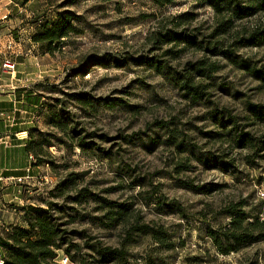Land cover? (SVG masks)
Here are the masks:
<instances>
[{
	"label": "rangeland",
	"instance_id": "374dc122",
	"mask_svg": "<svg viewBox=\"0 0 264 264\" xmlns=\"http://www.w3.org/2000/svg\"><path fill=\"white\" fill-rule=\"evenodd\" d=\"M11 1L14 36L17 27L27 28L30 54L22 77L10 75L13 102L6 112L14 123H29L26 134L13 136L26 144L14 163L30 165L40 181L24 193V206H0L3 223L28 228L26 207L49 209L65 231L63 249L69 246L77 259L59 250L57 264H264V240L225 255L210 237L228 230L233 206L250 222L264 221V123L248 109L264 108V83L220 54L231 49L264 69V44L237 43L264 28V12L219 35L216 26L229 14L206 0L163 7L154 0ZM65 11L77 16L76 32L48 53L33 38ZM184 14L187 20L180 19ZM169 31L194 36L204 47L218 43L216 52L165 43L161 35ZM188 76L202 87L200 100L180 88ZM32 94L39 107L27 111ZM214 112L235 119L257 149L238 147ZM1 196L10 201L11 191ZM141 226L150 232L134 231ZM100 247L121 250L123 260L103 261Z\"/></svg>",
	"mask_w": 264,
	"mask_h": 264
},
{
	"label": "trees",
	"instance_id": "16d2710c",
	"mask_svg": "<svg viewBox=\"0 0 264 264\" xmlns=\"http://www.w3.org/2000/svg\"><path fill=\"white\" fill-rule=\"evenodd\" d=\"M31 0H24L28 3ZM159 6H166L172 4L174 0H154ZM218 13L228 12L227 17H223L218 22L217 28L214 33L224 35L232 30V27H236V22L245 20L252 16H255L259 12H264V0H206ZM189 14L180 16L181 20H187ZM77 16L71 11H65L57 21L53 23L44 22L39 26L38 33L34 36L35 43L41 45L46 49L48 53H53L57 46L60 45L65 39L70 37L71 34L76 32L75 20ZM160 36V33H159ZM165 43L179 42L187 43L191 46H197L199 49H204L208 52H216V43L212 48L210 43L204 47V41H197L194 36L178 34L173 31L167 32L165 35H161ZM239 45L250 47L260 46L264 44V28L256 27L244 36H241ZM222 55L226 56L229 60L239 66V68H245L255 78L264 83V69H257L251 66V63L242 60L233 53V50H221ZM196 74L205 76L204 70L200 68H194ZM180 88L192 94L193 100H200L203 97L201 86L196 85L192 76L183 77L180 83ZM250 112L262 123H264V108L248 104ZM212 118L223 129L227 131V134L231 137L233 142L240 148L257 149L255 139L250 136L249 133H245L239 130L235 119L231 116L226 118L224 112H214ZM87 146V143L80 144L81 148ZM90 146V145H89ZM197 192L207 193L205 187L193 186L189 187ZM243 207V205L241 206ZM25 220L28 223V228L17 227L13 228L11 233L6 237L0 238V246L5 251V264H57L55 260L58 256L57 252L63 250L72 262H77L74 255L71 254V250L67 247L63 249L65 242V231L61 229L60 224L55 220L49 209L42 207H26ZM125 215L126 209L122 210ZM231 220L229 228L226 232L219 235L218 232L211 231L210 237L216 244L218 249L225 255L231 252H237L239 247L244 244L256 243L264 240V221H260L258 217L250 222L248 214L242 210H238L236 206L231 207L227 213ZM133 229V228H132ZM133 230L128 232V236ZM134 231L140 234H147L150 232L148 226L135 227ZM157 234V233H156ZM222 237L227 240L228 246L226 249L223 247ZM65 242V243H63ZM70 246L78 248L77 245ZM100 258L105 262L121 261L124 258V252L119 249L100 247L97 249ZM79 262V261H78Z\"/></svg>",
	"mask_w": 264,
	"mask_h": 264
},
{
	"label": "crops",
	"instance_id": "0c3cea01",
	"mask_svg": "<svg viewBox=\"0 0 264 264\" xmlns=\"http://www.w3.org/2000/svg\"><path fill=\"white\" fill-rule=\"evenodd\" d=\"M11 3V0H0V20H2L0 22V174H3L4 176H20L26 174L28 168H24V166H16L14 159L15 156L19 158L21 153H24L23 149L20 148H24L26 144L16 141L13 139V136L16 137L26 134L27 132L23 128H27L29 123H14L10 115L6 112L8 106H10L7 104L13 102L12 92H10V90L13 88V85L9 84L11 81L10 74L3 72L2 64L6 56L12 57L13 61L16 63V68H18V70H16L15 74L12 76V78L16 80L17 77H22L24 73L23 69H25L24 65L27 63L30 54L28 41L25 40L27 28L17 27L19 30V37L14 36L16 35V33H14L15 27H13L11 24H16L18 19L12 17L8 18L10 8L7 9V7ZM19 12L21 13L22 10L20 9ZM20 19L21 20L19 24H23L22 18ZM34 96L35 94L26 96L28 103H26L24 108L27 111L34 110L35 108L39 107V97ZM18 102L22 103L21 101ZM15 110L21 111L20 109L16 108ZM27 111L25 112L27 113ZM12 142L15 143L12 144ZM32 172L34 174L33 168L31 173ZM1 198H3L2 201L4 203L9 202V200L6 199L7 197L2 196ZM14 216L15 215L12 214V217L10 218V220H12V224L13 220L15 219ZM0 217L3 218L0 219V222H3L5 218L2 215H0ZM17 219L18 218H16V221ZM8 220L9 217L7 216L6 221Z\"/></svg>",
	"mask_w": 264,
	"mask_h": 264
},
{
	"label": "built area",
	"instance_id": "2783aa9c",
	"mask_svg": "<svg viewBox=\"0 0 264 264\" xmlns=\"http://www.w3.org/2000/svg\"><path fill=\"white\" fill-rule=\"evenodd\" d=\"M2 70L4 73L10 74L12 76L15 74L16 63L13 61L12 57H5L2 64ZM29 160L31 163L35 162V158L32 154L29 155ZM30 168L31 166L29 165L27 173L20 176H4L3 174H0V206L3 208L6 207L1 199V195L7 191H11V200L9 202L13 207L24 206V193L29 192L30 187L37 185L40 181L38 176L31 174ZM13 211H16V208H13ZM0 227L4 232V234H0L1 238H4L5 234H9L13 230V227L10 228L6 225V223L3 222H0ZM5 259L4 248L0 246V264H5Z\"/></svg>",
	"mask_w": 264,
	"mask_h": 264
}]
</instances>
